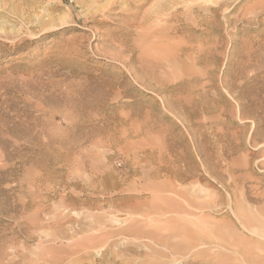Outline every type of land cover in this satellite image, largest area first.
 I'll return each mask as SVG.
<instances>
[{
    "label": "rangeland",
    "instance_id": "rangeland-1",
    "mask_svg": "<svg viewBox=\"0 0 264 264\" xmlns=\"http://www.w3.org/2000/svg\"><path fill=\"white\" fill-rule=\"evenodd\" d=\"M0 264H264V0H0Z\"/></svg>",
    "mask_w": 264,
    "mask_h": 264
},
{
    "label": "bare ground",
    "instance_id": "bare-ground-1",
    "mask_svg": "<svg viewBox=\"0 0 264 264\" xmlns=\"http://www.w3.org/2000/svg\"><path fill=\"white\" fill-rule=\"evenodd\" d=\"M101 1H103V0H94V2L95 3H97V2H101ZM175 3V2H174ZM170 7V6H169ZM155 11V10H154ZM169 14V13H168Z\"/></svg>",
    "mask_w": 264,
    "mask_h": 264
}]
</instances>
